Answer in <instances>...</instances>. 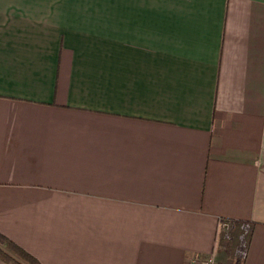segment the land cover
Masks as SVG:
<instances>
[{
    "label": "crops",
    "instance_id": "crops-1",
    "mask_svg": "<svg viewBox=\"0 0 264 264\" xmlns=\"http://www.w3.org/2000/svg\"><path fill=\"white\" fill-rule=\"evenodd\" d=\"M0 232L264 264V0H0Z\"/></svg>",
    "mask_w": 264,
    "mask_h": 264
},
{
    "label": "trees",
    "instance_id": "trees-1",
    "mask_svg": "<svg viewBox=\"0 0 264 264\" xmlns=\"http://www.w3.org/2000/svg\"><path fill=\"white\" fill-rule=\"evenodd\" d=\"M0 260L5 264H41L35 256L1 232Z\"/></svg>",
    "mask_w": 264,
    "mask_h": 264
},
{
    "label": "built area",
    "instance_id": "built-area-1",
    "mask_svg": "<svg viewBox=\"0 0 264 264\" xmlns=\"http://www.w3.org/2000/svg\"><path fill=\"white\" fill-rule=\"evenodd\" d=\"M186 264H218L213 255H208L206 257H192L186 262Z\"/></svg>",
    "mask_w": 264,
    "mask_h": 264
}]
</instances>
